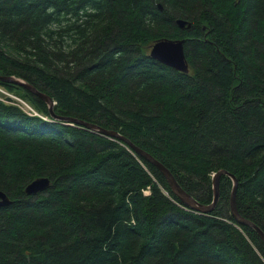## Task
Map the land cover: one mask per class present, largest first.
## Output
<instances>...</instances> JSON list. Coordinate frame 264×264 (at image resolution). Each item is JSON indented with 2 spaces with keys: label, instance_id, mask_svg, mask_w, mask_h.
I'll return each mask as SVG.
<instances>
[{
  "label": "trees",
  "instance_id": "16d2710c",
  "mask_svg": "<svg viewBox=\"0 0 264 264\" xmlns=\"http://www.w3.org/2000/svg\"><path fill=\"white\" fill-rule=\"evenodd\" d=\"M161 38H184L187 72L149 55ZM0 74L126 137L201 204L226 170L264 232V0H0ZM0 86L36 112L0 98V264H264L228 175L197 212L121 139ZM37 177L48 184L26 194Z\"/></svg>",
  "mask_w": 264,
  "mask_h": 264
},
{
  "label": "water",
  "instance_id": "95a60500",
  "mask_svg": "<svg viewBox=\"0 0 264 264\" xmlns=\"http://www.w3.org/2000/svg\"><path fill=\"white\" fill-rule=\"evenodd\" d=\"M176 22L180 28H184L185 26L189 27L191 24L190 21L182 20V19H178L176 20ZM184 41H185L184 38H177V39L161 38L155 41L150 46L149 55L152 58L158 60L159 62L172 67L173 69H176L181 72H187L188 63H187L186 56L184 53ZM0 80L21 85L24 88L31 91L33 94L41 97L47 103L49 111L54 118L77 122L81 125H84L93 130H97L98 132L108 135L110 137L112 136V137L119 138L125 143H127L129 146H131L135 150L136 153L143 156L146 160H148L150 163H152L154 166L158 168L161 174L165 177L173 193L179 198V200L183 204H185L186 206L190 207L191 209L197 212L208 213L212 211V209L216 205L218 198H219V177L223 173L228 175L232 180V187L230 191V201H229L231 215L236 220V222H238L239 224L247 225L253 228L257 232V234L260 236L262 241L264 242V232L255 223L244 218L237 209L236 201H235L237 179L231 173L223 169L218 170L217 172L214 173V175L212 176V191H213L212 201L209 204H201L179 185L176 178L173 176V174L170 172V170L165 165H163L160 161L155 159L152 155H150L146 151L135 146L126 137L120 135L116 131L105 130L96 124L87 123L82 120H76L70 117L56 116L52 111V105L54 102H52L51 98L48 95L44 94L43 92L39 91L32 84L23 80L22 78L16 77L14 75L0 74ZM47 184H48L47 178L37 177L33 179L28 185H26L24 190L26 194H35L41 189H43ZM9 203H10V200L8 196L6 195V193L0 190V207L6 204H9Z\"/></svg>",
  "mask_w": 264,
  "mask_h": 264
},
{
  "label": "rangeland",
  "instance_id": "374dc122",
  "mask_svg": "<svg viewBox=\"0 0 264 264\" xmlns=\"http://www.w3.org/2000/svg\"><path fill=\"white\" fill-rule=\"evenodd\" d=\"M150 48H148L147 52H149ZM10 97L15 103L19 101L15 98V95L7 93L1 86H0V98ZM23 106V105H22ZM23 109L30 111L27 107L23 106ZM149 192V191H148ZM205 214V213H203Z\"/></svg>",
  "mask_w": 264,
  "mask_h": 264
},
{
  "label": "built area",
  "instance_id": "2783aa9c",
  "mask_svg": "<svg viewBox=\"0 0 264 264\" xmlns=\"http://www.w3.org/2000/svg\"><path fill=\"white\" fill-rule=\"evenodd\" d=\"M148 191H149V190H148V189H146L144 192H145V193H149Z\"/></svg>",
  "mask_w": 264,
  "mask_h": 264
}]
</instances>
